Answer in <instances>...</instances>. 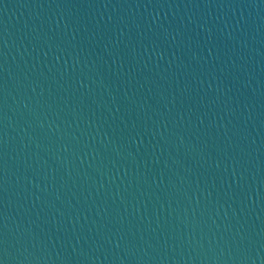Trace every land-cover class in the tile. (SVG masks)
Listing matches in <instances>:
<instances>
[{
    "label": "water",
    "instance_id": "obj_1",
    "mask_svg": "<svg viewBox=\"0 0 264 264\" xmlns=\"http://www.w3.org/2000/svg\"><path fill=\"white\" fill-rule=\"evenodd\" d=\"M0 264H264V0H0Z\"/></svg>",
    "mask_w": 264,
    "mask_h": 264
}]
</instances>
